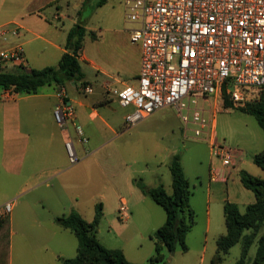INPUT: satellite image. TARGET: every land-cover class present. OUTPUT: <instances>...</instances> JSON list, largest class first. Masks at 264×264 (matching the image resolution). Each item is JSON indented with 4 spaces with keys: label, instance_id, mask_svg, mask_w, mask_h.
<instances>
[{
    "label": "crops",
    "instance_id": "obj_1",
    "mask_svg": "<svg viewBox=\"0 0 264 264\" xmlns=\"http://www.w3.org/2000/svg\"><path fill=\"white\" fill-rule=\"evenodd\" d=\"M84 3L85 0H0V51L19 44L24 50L28 65H43L35 70L57 66L65 53L69 30L77 25L85 26L82 21ZM14 28H18L17 36L10 34V30ZM3 30L7 31L5 40L1 35ZM79 60L81 62L84 57L81 55ZM89 65L97 70L93 62ZM139 65L140 54L137 67L130 73L134 82ZM9 71L13 70L10 68ZM82 82L93 89L92 94H86L79 87L80 82L66 83L63 88L67 101L74 108L75 124L82 128L86 143L80 142L72 125L68 124L66 128L61 129L54 121L53 110L57 104L55 93L59 87L46 86L36 94H19L13 93L10 89L0 88V193L7 191L6 198L0 205L11 201L13 210L17 208L15 213L9 216L8 264H62L64 259L76 256L78 248L76 236L60 228L56 224V219L72 211L86 219L80 204L82 197L80 190H84L85 186L88 189L87 216L92 215L93 219L98 194L95 195L88 179L91 178V167L93 170L95 165L99 169V162L92 158V155L108 144L110 141L108 136L119 137L130 129L125 127L124 121L128 114L127 110L118 105L112 92L121 90L127 85V81L101 74L93 82L85 78ZM68 84L71 85V91L68 90ZM112 103H116L119 109L113 108ZM158 112L148 119L153 118ZM68 141L73 143L78 155L79 163L76 165L69 164L65 150V143ZM88 148H91L92 152L88 151ZM257 153L248 157L246 153L239 151L235 166L230 170L224 169L217 160L210 159L207 189L204 193L208 204L205 233L220 230L217 224L218 215L221 214L224 218L225 203L236 205L239 211H244L246 206L254 203V195L243 187L239 173L245 171L252 175L251 171H255L253 156ZM174 155H176L174 151H168L169 159ZM159 164L162 165L161 162ZM210 169L225 176L226 181L209 182ZM85 175L87 178L84 181ZM130 180V189L135 200L132 206L138 215L127 217V240H122L120 245H108L101 242L98 233L96 236L103 247L122 251L128 262L147 264L155 253V240L152 235L164 224L163 215L161 213V216L156 215L158 218L152 215L156 208L150 204L151 200L140 192L135 179ZM25 194L30 195L33 200V203L28 205L26 217L25 214L20 216L18 210L20 204L16 205V199ZM17 222L19 225L27 222L34 228L35 233L27 236L29 242H34L33 249L28 251L27 256L21 250V254L15 259L12 255L11 241L14 237L13 226ZM129 231L133 233L129 234ZM219 232L215 233L217 239L225 234L221 235ZM188 241L185 237L187 251L190 249ZM126 243L127 251L124 247ZM204 250L205 247H202V251ZM176 253H178L176 249L168 253L161 245L163 260L157 264H173ZM202 255L201 260L204 258L203 253Z\"/></svg>",
    "mask_w": 264,
    "mask_h": 264
},
{
    "label": "built area",
    "instance_id": "obj_2",
    "mask_svg": "<svg viewBox=\"0 0 264 264\" xmlns=\"http://www.w3.org/2000/svg\"><path fill=\"white\" fill-rule=\"evenodd\" d=\"M129 41L140 50L135 87L113 90L121 108L130 109L125 127L132 128L156 112L173 109L194 140L205 143L211 159L224 169L235 166L238 150L220 143L214 133L210 101L226 95L235 108L245 105L244 91L264 86V0H122ZM7 31L1 35L6 39ZM17 36L18 28L10 30ZM21 45L0 51V70H25ZM9 66V67H8ZM12 91V90H11ZM92 94L89 86L83 88ZM13 92V91H12ZM15 93V92H13ZM53 118L68 124L81 143L82 128L63 87L55 93ZM208 106V108H206ZM70 165L79 163L71 141L65 143ZM226 177L210 169L209 182ZM11 201L0 205V227L12 213ZM118 213L128 217L125 200Z\"/></svg>",
    "mask_w": 264,
    "mask_h": 264
},
{
    "label": "rangeland",
    "instance_id": "obj_3",
    "mask_svg": "<svg viewBox=\"0 0 264 264\" xmlns=\"http://www.w3.org/2000/svg\"><path fill=\"white\" fill-rule=\"evenodd\" d=\"M68 14L71 15V12L68 11ZM82 14L84 27L87 29L80 54V57L81 55L84 57V60L80 62L84 78L93 82L97 76L104 74L127 81L128 85L135 87L130 73L139 63L140 52L138 47L129 41L128 30L132 25L126 21V10L122 0H85ZM90 32L96 36L95 41L91 39ZM91 62L95 64L97 70L90 67ZM40 67L43 65H28L27 62L25 64L27 71ZM68 85V90L71 91V85ZM81 88L83 89L84 86ZM208 106H211L210 110L215 114L214 133L220 143L246 153L248 157L264 150V132L253 116L244 114L235 107V109H226L223 100L220 99L210 101ZM112 107L119 109L116 103H112ZM126 110L127 113L130 112V109ZM108 137H110L108 144L92 155V158L99 162V169L95 165L93 170L91 167V178L88 179L93 192L95 195L98 194L95 201L102 205L103 215L97 227L101 242L108 245H120L122 240H127V217L121 216L118 209L123 199L126 202L128 216L138 215L135 214L132 206L135 200L130 189L131 178L145 185H162L168 195L172 194L168 151H174L180 157L183 173L189 183L190 207L194 213V224L186 236L189 240V251L182 253L179 245L176 244L175 249L178 253L175 254L173 264H209L216 249L215 239L218 236L215 233L220 231L221 235L224 234L225 224L220 214L218 215L219 223H217L220 230L218 229L215 233L212 230L205 233L208 204H206L204 193L207 189L208 164L211 159L207 145L194 140L191 132L185 131L184 125L171 108L160 110L153 118L127 129L124 135ZM88 151H91V148H88ZM160 162L162 165L159 164ZM253 168L254 172L248 170L253 176L261 178L264 176L261 169L255 165ZM86 178L85 175L84 181ZM135 190L139 194V191ZM80 192L82 194L80 204L84 209L83 216L86 217L84 220L90 222L92 215L87 216V187L85 186ZM6 195L7 191L0 193V203ZM149 202L156 208L152 211V215L158 218L161 213L165 222L164 210L152 200ZM32 203V197L28 194L16 199V205L20 204V208L18 207L20 216L25 214L26 217L28 205ZM16 209H12V215ZM13 231L14 237L11 241L13 258L17 259L21 250L27 256L28 251L34 247L32 246L34 242H29L27 236L35 233L34 228L27 222L21 225L17 222L13 226ZM131 233L133 232L129 231V234ZM261 235H264V224L258 232V236ZM124 247L127 251V243ZM202 247H205L204 251ZM256 250L255 243L249 250L248 263L254 258ZM240 252V244L233 246L222 264H234L239 259ZM202 253L204 258L201 260Z\"/></svg>",
    "mask_w": 264,
    "mask_h": 264
},
{
    "label": "trees",
    "instance_id": "obj_4",
    "mask_svg": "<svg viewBox=\"0 0 264 264\" xmlns=\"http://www.w3.org/2000/svg\"><path fill=\"white\" fill-rule=\"evenodd\" d=\"M92 40L96 39L90 32ZM86 35L84 26L77 25L69 30L66 38L65 53L55 67L40 70H0V88L10 89L19 94H36L46 86L64 87L69 82H80L85 86L84 74L80 65V54L83 49V39ZM245 105L236 110L251 115L264 132V86L249 88L244 91ZM223 105L226 109H235L226 95H223ZM253 164L264 173V151L253 156ZM172 194L168 195L162 185L148 188L142 182L135 181L140 192L159 205L165 212L164 224L152 235L155 240V253L147 264H157L163 260L161 245L168 253L175 250L178 244L182 252L187 251L185 237L194 224V213L189 201L191 191L183 173L179 155L171 157L169 162ZM243 187L254 195V203L246 206L240 212L234 204L225 203L223 216L225 234L216 240V251L209 264H222L229 250L240 244L239 259L234 264H247L251 246L256 243L254 258L248 264H264V235L258 232L264 224V176L254 177L245 171L239 173ZM102 205L95 206L94 217L85 221L77 212L56 219V224L73 233L78 240L77 254L72 259H64L62 264H133L127 261L122 251L103 247L96 236L97 227L102 218ZM10 242V222L6 218L0 227V264H8Z\"/></svg>",
    "mask_w": 264,
    "mask_h": 264
}]
</instances>
